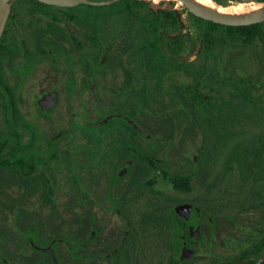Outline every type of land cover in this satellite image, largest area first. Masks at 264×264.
Listing matches in <instances>:
<instances>
[{"label":"flooded vegetation","instance_id":"flooded-vegetation-1","mask_svg":"<svg viewBox=\"0 0 264 264\" xmlns=\"http://www.w3.org/2000/svg\"><path fill=\"white\" fill-rule=\"evenodd\" d=\"M7 10L0 264H192L198 256L193 264H256L264 256V114L241 113L264 101V84L237 79L234 60L219 45L207 49L205 25L186 10L164 19L141 0H12ZM159 50L172 63L159 65ZM216 54L220 72L210 66ZM170 72L189 82L164 89ZM225 233L244 247L226 260Z\"/></svg>","mask_w":264,"mask_h":264},{"label":"rangeland","instance_id":"rangeland-1","mask_svg":"<svg viewBox=\"0 0 264 264\" xmlns=\"http://www.w3.org/2000/svg\"><path fill=\"white\" fill-rule=\"evenodd\" d=\"M221 3H225V5H232V4H240L242 6H246L250 3L257 2L256 0H218ZM162 8H171V6L162 5ZM184 9L181 8L179 11H183ZM183 20L188 21L189 17L188 14H183ZM198 33L193 32V37L195 38ZM198 37V35H197ZM200 41L197 39L196 43H192V48L190 49L191 52H194L195 50H198L200 48ZM219 50H217L218 54H221L223 51L226 55L230 57V59H233L234 62V72L235 77L239 80H252L258 84H264V42L257 39L255 44L251 47L243 46L238 42L235 41H225L222 42L219 45ZM187 51V57L188 54H190ZM212 60V59H211ZM211 67H215L218 72L222 71L220 70V67H223V63H221L220 60H218L217 54L215 55V58L210 62ZM186 82H189V79L185 78L184 75L176 73V72H170L166 77L165 81L163 82V88L168 89L169 85L175 83V84H184ZM177 84V85H178ZM228 91H232L231 88H228ZM252 95L254 97H260L263 94V89L258 88H252L251 91ZM245 113H255V114H264V101L260 102L258 106L256 107H244ZM252 131L254 129L256 133L260 130V127H247ZM264 128V126H262ZM248 129V130H249ZM246 131V130H245ZM242 139L244 140L245 144L248 143L249 133L246 132L244 135H242ZM242 230L245 232L243 233L246 237H248V227H243ZM246 230V231H245ZM247 244V243H246ZM223 256L224 259H229L236 253L240 252L244 247L239 245L237 246V243L234 240H231V238H227V235L225 233L224 238V245H223ZM202 254V252H200ZM199 254V255H200ZM201 257L198 256L196 260L192 261V264L200 260Z\"/></svg>","mask_w":264,"mask_h":264},{"label":"water","instance_id":"water-1","mask_svg":"<svg viewBox=\"0 0 264 264\" xmlns=\"http://www.w3.org/2000/svg\"><path fill=\"white\" fill-rule=\"evenodd\" d=\"M12 0H0V22L2 21L3 17L6 16L5 12L8 11L9 2ZM41 2L55 4L59 6H72V5H78V4H110L118 0H103V1H96V0H39ZM147 8L154 12V13H160L164 19L169 16L171 12L175 13L177 16H179V10H176L174 8H162L163 4H155L148 0H141ZM181 8L188 11L189 13L205 19L207 21L224 25V26H250L255 24H261L264 23V7L259 9L256 12L249 13L246 15H238V16H232V15H224L218 12H214L210 10L207 7L201 6L197 3H195L193 0H175ZM218 3L222 4L218 0H215ZM264 3V2H262ZM225 5V4H223ZM163 27V24H162ZM3 26L1 24L0 27V35L2 32ZM264 262V256L256 263V264H263Z\"/></svg>","mask_w":264,"mask_h":264},{"label":"trees","instance_id":"trees-1","mask_svg":"<svg viewBox=\"0 0 264 264\" xmlns=\"http://www.w3.org/2000/svg\"><path fill=\"white\" fill-rule=\"evenodd\" d=\"M257 2H264V0H256ZM225 4V3H222ZM198 22L206 26V45L207 49L214 50L222 42L231 40L240 43L243 46L251 47L255 44L257 39L264 41V23L255 24L250 26H224L216 24L210 21H206L195 17ZM159 65H165L166 62H171L166 56L159 50ZM172 63V62H171ZM175 64V63H173ZM185 66L184 64H179ZM247 96V95H246ZM256 107V106H255ZM194 108V106H192ZM245 111H241L243 113Z\"/></svg>","mask_w":264,"mask_h":264},{"label":"bare ground","instance_id":"bare-ground-1","mask_svg":"<svg viewBox=\"0 0 264 264\" xmlns=\"http://www.w3.org/2000/svg\"><path fill=\"white\" fill-rule=\"evenodd\" d=\"M160 1L170 2L175 0H160ZM193 1L201 6L209 8L214 12H218L224 15H232V16L246 15L249 13L256 12L264 7V3L262 2H253L246 6H242V5L231 6V5L220 4L215 0H193Z\"/></svg>","mask_w":264,"mask_h":264}]
</instances>
